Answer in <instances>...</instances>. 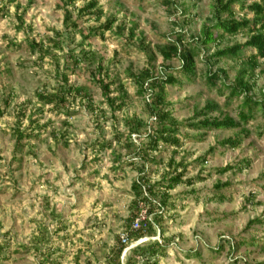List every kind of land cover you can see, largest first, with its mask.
<instances>
[{"label":"rangeland","instance_id":"rangeland-1","mask_svg":"<svg viewBox=\"0 0 264 264\" xmlns=\"http://www.w3.org/2000/svg\"><path fill=\"white\" fill-rule=\"evenodd\" d=\"M5 1L0 0V264H104L121 244L123 232L130 241L121 259L137 243L165 240L157 264H264L260 109L253 111L243 130L179 127L178 146L158 143L148 159L134 154L137 146L147 149V128H158L148 106L150 92L142 93L135 77L146 69L152 77L177 80L164 88L165 110L178 123L201 120L195 115L208 103L217 107L208 118L237 120L243 97L227 101L228 91L221 83L209 86L206 72L222 69L224 82L232 83L240 61H216L211 55L244 43L249 33L225 34L216 44L201 45L204 29L214 23L215 0H176L175 6L166 0H96L102 12L99 21L78 13L89 0H75L67 8L76 31L63 24L67 0ZM255 1L260 0L235 3V18L251 19L246 6ZM110 17L116 21L103 38H84ZM211 31L222 34L220 29ZM180 34L185 48L198 46L194 76L180 72L179 59L164 60L159 53ZM254 53L244 49L241 60ZM64 75L69 85L84 89L80 95L67 97L64 105L37 97L58 93ZM98 79L112 82L109 98L122 105L120 109L107 102ZM251 81L252 96L260 100L264 57L257 59ZM137 121L143 123L140 136L130 134ZM18 133L23 138L16 145ZM233 136L240 137L236 148L220 144ZM170 159L173 169L182 163L184 178L195 183L170 190L155 234L137 239L140 232H129L130 223L146 207L143 202L133 205L131 185L141 177L159 182ZM226 165L242 170L217 172ZM224 182L226 187L215 189Z\"/></svg>","mask_w":264,"mask_h":264},{"label":"trees","instance_id":"trees-1","mask_svg":"<svg viewBox=\"0 0 264 264\" xmlns=\"http://www.w3.org/2000/svg\"><path fill=\"white\" fill-rule=\"evenodd\" d=\"M14 0H6L5 2L11 3ZM176 0H166L165 4L174 5ZM199 1V0H192ZM239 0H215L213 5V25L206 27L203 31L202 38L200 40L201 45H207L208 43H217L224 35H236L242 30H246L249 33L248 39L244 43H236L231 46H226L221 49L216 50L211 58L219 61L221 59H232L239 60L242 64L241 70L237 77L233 80L232 83L226 84L224 82L223 76H226V72L222 69L217 71H211L208 68L206 72V83L211 87H217L221 83V87L228 91L227 101L233 99V97H243L241 107L237 113V120L225 116L223 118L214 117L212 119L207 116L209 113L216 111L217 107L214 104H206L204 110L198 112L195 115V118L203 117L201 120L196 122H190L192 119L186 122L178 123L174 120L169 112L166 109L165 104V85H174L177 83V80L172 76H164L163 78L152 77L151 72L148 70H143L139 75L135 77V80L139 82L141 92H150V100L148 106L150 112L154 117L158 128L151 131V127L147 128L145 137L148 138V146L145 152L141 150L138 146L134 152L135 155L142 153V157L148 159L150 152L156 150L158 143H172L174 145H179V140L176 137L179 127H184L190 130L195 131H211V130H230L237 129L241 127L243 130L244 125L250 120L251 115L255 109H260L264 115V89L260 92V100H255L252 96V91L254 89V70L257 66V59L264 57V0L255 1L252 4L246 6V9L252 13L253 17L248 19L242 17L240 19L235 18V14L232 10V6L235 3H238ZM75 0L65 1L66 6H64V19L63 24L65 29L70 28L73 31L78 30V25L75 21H72L71 12L68 10V6H74ZM241 4V8H243ZM176 9V7H175ZM78 13L83 15L93 16L97 21H99L102 16L101 10L97 7L96 0H89L82 6L78 8ZM225 16L224 18L222 16ZM115 18L110 17L106 18L104 22L100 23L94 28H90L88 34L84 38L91 36H99L103 38V35L106 31L112 29ZM211 29L222 31V34L211 31ZM82 33V32H81ZM130 36H133V31L130 32ZM181 34L178 35L177 42L170 41L168 45L159 49L164 60H171L172 58H177L180 61V72L186 76L195 75V61L194 58L197 55L198 46L193 48H185L182 44ZM198 40V39H197ZM196 40V41H197ZM246 48H251L255 51L254 54H251L245 60H241L242 52ZM60 49V48H59ZM74 58V57H73ZM74 64H78V59L73 60ZM64 84L63 87L59 89L58 93L41 95L38 94L37 97L47 104L59 103L66 104L67 97H75L82 93L84 90L82 87H74L68 84V78L66 75L63 77ZM98 86L100 87L105 99L107 102L113 106H116L117 109H120L122 105H115L114 98H109L111 94L110 86L112 82L106 81L105 79H98ZM146 86V87H144ZM149 87L150 90L147 89ZM221 87L218 89L221 90ZM83 97H88L87 93H83ZM3 112L0 110V118L2 117ZM194 118V119H195ZM143 126V123L140 121L135 122L130 130V134L135 133L139 135V128ZM130 134L127 136V143L129 147L135 145L130 139ZM140 136V135H139ZM23 138L21 133H18L15 136L17 142L16 145L20 143V140ZM222 146H228L230 148H236L240 144V137L233 136L224 139L221 143ZM214 148H209V151H213ZM174 160L170 159L168 162V170L165 172L159 182L151 183L150 180L144 179L141 177V180H136L132 183L131 189L134 194L133 205L137 208L139 202L147 208V214L152 216L150 221L147 222V228L144 232V235L140 232L137 233V239L143 237H152V234H155V226L161 225L163 221V213L161 212L165 205L167 204L170 196L168 192L174 189L178 185L192 186L195 183L194 179L184 178V171L182 163L177 164L173 169ZM172 167V168H171ZM171 168V170H170ZM242 167H234L232 165H226L223 168L217 170L218 173L223 174L229 170H242ZM178 169H180L178 171ZM227 182L222 184H215V189L226 187ZM162 237V234H159ZM165 242V240H163ZM158 242L157 240H149L143 243H139L134 246L129 254L124 256L121 259L122 251L127 245L120 244L116 248L111 250L110 255L106 259L104 264H157L158 259L163 256L165 245Z\"/></svg>","mask_w":264,"mask_h":264},{"label":"built area","instance_id":"built-area-1","mask_svg":"<svg viewBox=\"0 0 264 264\" xmlns=\"http://www.w3.org/2000/svg\"><path fill=\"white\" fill-rule=\"evenodd\" d=\"M146 210L145 209L140 210L137 217L133 221H131L129 232H141V233L145 232L147 228V222L150 221V216L147 214ZM119 238H120V243L124 245H127L130 241L128 232L121 233Z\"/></svg>","mask_w":264,"mask_h":264},{"label":"water","instance_id":"water-1","mask_svg":"<svg viewBox=\"0 0 264 264\" xmlns=\"http://www.w3.org/2000/svg\"><path fill=\"white\" fill-rule=\"evenodd\" d=\"M138 244V243H137Z\"/></svg>","mask_w":264,"mask_h":264}]
</instances>
